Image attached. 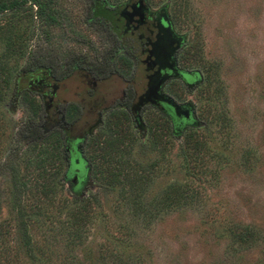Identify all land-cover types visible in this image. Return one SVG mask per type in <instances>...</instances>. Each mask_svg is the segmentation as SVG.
<instances>
[{"label":"rangeland","instance_id":"374dc122","mask_svg":"<svg viewBox=\"0 0 264 264\" xmlns=\"http://www.w3.org/2000/svg\"><path fill=\"white\" fill-rule=\"evenodd\" d=\"M46 1L55 20L34 2L0 11V264H264V0H146L168 6L186 37L179 65L203 76L165 86L196 122L177 130L150 107L142 129L125 108L105 112L79 188L24 68L109 55L94 8L128 0ZM118 55L130 77L134 61ZM80 78L65 97L80 102Z\"/></svg>","mask_w":264,"mask_h":264},{"label":"flooded vegetation","instance_id":"af4514ba","mask_svg":"<svg viewBox=\"0 0 264 264\" xmlns=\"http://www.w3.org/2000/svg\"><path fill=\"white\" fill-rule=\"evenodd\" d=\"M94 17L105 27L111 53L97 60H81L65 66L55 65L44 56L24 68L28 87L35 91L44 104L42 128L62 132L65 154L69 160L70 179L79 188L90 177V164L84 156V147L93 129L104 121V113L116 107L125 108L139 128L146 129L144 114L154 107L164 112L175 129L182 130L194 124L191 103L176 101L165 90L177 78L191 87L200 84L199 71L186 70L179 65V54L186 44L185 35L178 33L170 17L168 6L154 8L146 0H128L125 4H96ZM126 52L135 63L130 77L117 67L118 54ZM79 73L83 88L74 92L80 102L64 96L67 82ZM143 79L140 88L137 76ZM121 77V88L112 80ZM79 79V78H78ZM140 82V83H141ZM81 85V86H82ZM74 110V116L70 113ZM87 118V124L80 122Z\"/></svg>","mask_w":264,"mask_h":264},{"label":"trees","instance_id":"16d2710c","mask_svg":"<svg viewBox=\"0 0 264 264\" xmlns=\"http://www.w3.org/2000/svg\"><path fill=\"white\" fill-rule=\"evenodd\" d=\"M27 2H34L35 4L38 5L40 10H42V12L47 13V15L51 20L56 19L55 16L50 11H48V5H47L48 2L46 0H1L0 11H4L14 6L25 4ZM38 130H39V134H37V136L39 137L42 135V129L39 128ZM251 233L252 232L250 230H243L242 232H240V234L237 235V237L238 239L241 240H247V238L250 236Z\"/></svg>","mask_w":264,"mask_h":264}]
</instances>
